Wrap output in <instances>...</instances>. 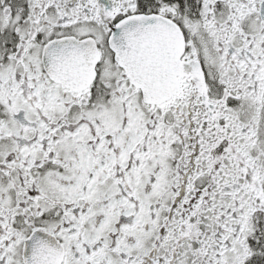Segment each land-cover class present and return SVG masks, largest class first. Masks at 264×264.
<instances>
[{
	"label": "snow or ice",
	"instance_id": "snow-or-ice-1",
	"mask_svg": "<svg viewBox=\"0 0 264 264\" xmlns=\"http://www.w3.org/2000/svg\"><path fill=\"white\" fill-rule=\"evenodd\" d=\"M0 264H264V0H0Z\"/></svg>",
	"mask_w": 264,
	"mask_h": 264
}]
</instances>
